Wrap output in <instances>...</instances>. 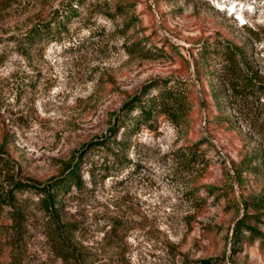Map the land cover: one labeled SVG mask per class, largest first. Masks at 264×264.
<instances>
[{
  "label": "rangeland",
  "instance_id": "obj_1",
  "mask_svg": "<svg viewBox=\"0 0 264 264\" xmlns=\"http://www.w3.org/2000/svg\"><path fill=\"white\" fill-rule=\"evenodd\" d=\"M68 10L70 22L21 52L30 28ZM203 40L219 48L200 86L191 59ZM238 73L264 89V0H0V139L10 145L0 171L48 183L78 166L82 188L61 206L78 264H264V95L228 90ZM160 79L190 86L188 127L154 113L117 131L124 101ZM97 139L112 152L127 141L118 170L95 167ZM189 148L202 163L185 159ZM233 163L248 166L240 183ZM25 221L15 236L0 218V264H64L41 216Z\"/></svg>",
  "mask_w": 264,
  "mask_h": 264
},
{
  "label": "trees",
  "instance_id": "obj_2",
  "mask_svg": "<svg viewBox=\"0 0 264 264\" xmlns=\"http://www.w3.org/2000/svg\"><path fill=\"white\" fill-rule=\"evenodd\" d=\"M79 4H83L86 0H76ZM161 0H153V5L158 6ZM60 16L58 19L57 17ZM75 13L68 10L64 14H58L55 17L39 22L37 25L30 28L19 40L18 47L24 55H29V52L35 49L43 39L51 37L52 34L62 27L63 24L70 22ZM200 46L196 56H192L191 63L193 66V74L200 86H202L207 76L206 58L211 53L215 52L219 45L211 44L208 40L200 42ZM214 45V46H213ZM132 47L137 48L138 53L144 55L149 50L144 48L141 43L132 44ZM172 50H176L175 46L170 45ZM214 47V48H212ZM227 63L234 62L235 55L226 48L223 52ZM177 54H179L177 52ZM179 57L183 63L188 66V61L179 54ZM228 90L233 93L240 88L248 91L252 96L255 94L264 95V89L261 86H255L252 80L244 73H238L236 77L233 75H227L223 81ZM202 106L201 99H197ZM205 103V102H204ZM206 105V103H205ZM193 107L191 98L190 86L179 79L172 81L160 79L152 81L136 94L126 99L117 114L116 129L124 128L131 133L138 128V124L146 123L154 113L163 114L174 123L176 126L185 129L188 127V114ZM208 107V106H207ZM113 135L116 130L110 129ZM116 152H112L108 147L107 139H97L91 146V149H105V156L101 163H96V168L104 174L118 170L126 160L124 152L127 151V141L113 142ZM9 141L8 134L3 133L0 139V164H3V168L7 167L6 162L1 157L9 153ZM196 148V146H195ZM189 153L183 155L186 160L194 161L196 163H202L196 150L193 148L188 149ZM109 156L111 158H109ZM233 163V171L237 181L240 183L243 179V173L247 171V165ZM82 182L80 180V174L78 166L74 164L72 167H65L60 172L58 178L53 179L48 183H39L29 180H22L14 175H3L0 171V218L6 216L11 220V230L15 232L11 233L18 236L21 232V228L26 222L25 219L29 212L36 213L41 216L43 223L49 231V238L52 241L55 250L58 253L64 264H78L77 255L71 247L67 246V234L76 229L72 228L71 223L62 222V200L68 191L74 187L79 190L82 188ZM232 188L231 186H229ZM192 193L193 190H190ZM209 193H214V188L207 187ZM24 195L29 196L26 197ZM31 197H36V202L31 200ZM198 197L191 196V199ZM264 200V198H262ZM204 202V199L200 200ZM198 201V203L200 202ZM240 223L237 224V230H239ZM4 234L5 231H2ZM0 232V233H2ZM2 233V234H3ZM9 248H12V244H8Z\"/></svg>",
  "mask_w": 264,
  "mask_h": 264
}]
</instances>
